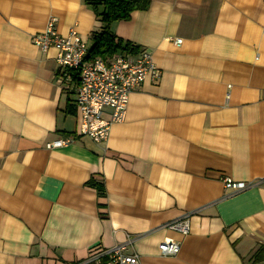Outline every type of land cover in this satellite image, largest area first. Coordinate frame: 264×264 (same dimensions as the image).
I'll use <instances>...</instances> for the list:
<instances>
[{"label":"crops","instance_id":"0c3cea01","mask_svg":"<svg viewBox=\"0 0 264 264\" xmlns=\"http://www.w3.org/2000/svg\"><path fill=\"white\" fill-rule=\"evenodd\" d=\"M50 15L88 50L101 27L85 0H0V264L72 263L128 239L142 264H250L264 246V0H150L111 22L133 47L117 52H149L160 77L102 143L76 133L56 51L31 41ZM225 177L254 183L232 194ZM185 214L186 234L165 227ZM165 238L176 254H159Z\"/></svg>","mask_w":264,"mask_h":264},{"label":"built area","instance_id":"2783aa9c","mask_svg":"<svg viewBox=\"0 0 264 264\" xmlns=\"http://www.w3.org/2000/svg\"><path fill=\"white\" fill-rule=\"evenodd\" d=\"M56 25L57 18L50 15L45 28L33 34L31 41L42 51L49 48L56 51L57 82L64 89L75 91L76 133L88 136L95 143L105 142L111 125L125 119L130 93L145 80L157 82L160 69L145 50L137 54L117 52L109 60L89 57L85 42L74 27L61 34ZM175 43H180V39ZM71 140L72 137L57 138L47 142L46 147H60ZM253 183L233 181L229 177L223 179L224 188L232 194ZM189 224V216L185 214L168 222L165 227L186 234ZM129 242L128 239L108 248L97 247L90 250L85 258L66 264H142L140 256L128 250ZM158 250L161 256L174 255L179 250V243L165 238L158 244Z\"/></svg>","mask_w":264,"mask_h":264},{"label":"trees","instance_id":"16d2710c","mask_svg":"<svg viewBox=\"0 0 264 264\" xmlns=\"http://www.w3.org/2000/svg\"><path fill=\"white\" fill-rule=\"evenodd\" d=\"M96 13L101 27L91 34V47L88 50L89 57L99 56L107 60L119 50L129 51L133 47L124 42L111 32L109 25L113 21L127 20L132 11L146 10L150 0H85ZM92 187L100 188L97 183ZM264 260V246L258 247L251 256V263Z\"/></svg>","mask_w":264,"mask_h":264}]
</instances>
